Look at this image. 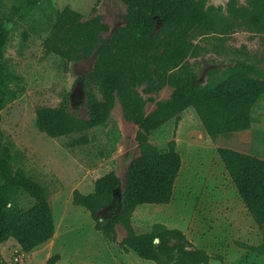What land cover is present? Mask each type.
Returning <instances> with one entry per match:
<instances>
[{"label": "trees", "instance_id": "obj_1", "mask_svg": "<svg viewBox=\"0 0 264 264\" xmlns=\"http://www.w3.org/2000/svg\"><path fill=\"white\" fill-rule=\"evenodd\" d=\"M42 1L25 0L13 11H26ZM122 1L126 5L125 24L109 40L101 38L109 29L101 15L83 19L70 7L56 12L43 41L45 53L74 61L94 55L92 67L81 79L87 118L71 112L69 98L65 97L57 106L38 107L35 124L50 138L81 133L103 125L118 102L124 117L138 126L139 155L128 168L126 184L123 187L117 174L110 171L95 180L91 193L73 190L72 204L85 208L95 230L111 242L116 241V227L121 226L126 233L120 242L125 253L132 251L155 264H209L212 256L194 248L182 230L157 222L149 232L137 233L132 218L138 206L171 202L182 167L175 139L161 151L150 142L154 130L189 108L195 110L211 138L252 126L253 109L264 95V68L247 59H236L222 76L202 85L185 62L197 48L194 39L215 34L225 25L241 24L264 34V0H247L245 5L230 0L225 16L221 6L206 0ZM6 43L4 19L0 17V62ZM11 82L13 74L0 64V111L19 96ZM144 84L157 89L171 86L170 100L157 102L146 114L145 100L137 90ZM217 152L251 218L257 225H264V159L229 147H219ZM13 161L0 126V246L14 239L21 252L29 253L53 238L55 220L46 187L23 170H15ZM20 192L33 198L34 205L14 208ZM116 192L121 193L118 206L113 205ZM244 246L264 255V242ZM59 260L60 255L53 254L46 264ZM0 264H4L1 247Z\"/></svg>", "mask_w": 264, "mask_h": 264}, {"label": "rangeland", "instance_id": "obj_2", "mask_svg": "<svg viewBox=\"0 0 264 264\" xmlns=\"http://www.w3.org/2000/svg\"><path fill=\"white\" fill-rule=\"evenodd\" d=\"M25 0H0L7 43L1 66L14 76L12 89L19 96L0 111L4 143L14 156L13 167L46 187L55 220V236L29 253L21 252L14 239L1 244L4 264H46L59 254L56 264H155L139 258L120 246L126 233L116 227L117 238L111 242L94 228L90 214L72 204L75 189L88 193L96 179L114 171L124 187L130 164L138 157V126L127 120L116 102L107 121L98 127L50 138L35 124L38 107L57 106L69 98V110L87 118L86 94L82 78L94 63V55L82 60H68L47 54L43 41L55 21V14L65 7L81 13L83 19L96 14L109 26L101 38L109 40L125 24L126 5L122 0H43L26 11L13 7ZM222 7L227 15L230 0H206ZM245 5L247 0H236ZM229 24V23H228ZM217 33L194 39L197 45L185 64L206 84L222 76L236 59H247L264 68V34L243 25H225ZM138 92L145 100V113L157 102L170 100L173 88L165 85H141ZM254 122L243 131L207 135L193 108L172 118L150 134V142L167 150L172 138L182 158V167L169 204L141 205L133 214L137 233L149 232L154 223L182 230L194 248L207 251L209 264H264V255L244 245L264 242V225L251 218L221 162L217 149L229 147L264 159V95L253 109ZM86 139V143L84 142ZM116 192L113 205L118 206ZM34 199L20 192L12 206L27 209ZM16 258L18 260H16Z\"/></svg>", "mask_w": 264, "mask_h": 264}, {"label": "crops", "instance_id": "obj_3", "mask_svg": "<svg viewBox=\"0 0 264 264\" xmlns=\"http://www.w3.org/2000/svg\"><path fill=\"white\" fill-rule=\"evenodd\" d=\"M94 190V186H92V189L88 192V193H91L92 191ZM88 193H84V194H88ZM56 227V226H55ZM55 234H56V232H55ZM55 234H54V236H55ZM53 236V237H54Z\"/></svg>", "mask_w": 264, "mask_h": 264}, {"label": "water", "instance_id": "obj_4", "mask_svg": "<svg viewBox=\"0 0 264 264\" xmlns=\"http://www.w3.org/2000/svg\"><path fill=\"white\" fill-rule=\"evenodd\" d=\"M156 242H158V239H155Z\"/></svg>", "mask_w": 264, "mask_h": 264}, {"label": "built area", "instance_id": "obj_5", "mask_svg": "<svg viewBox=\"0 0 264 264\" xmlns=\"http://www.w3.org/2000/svg\"><path fill=\"white\" fill-rule=\"evenodd\" d=\"M16 260H18V259L16 258Z\"/></svg>", "mask_w": 264, "mask_h": 264}]
</instances>
